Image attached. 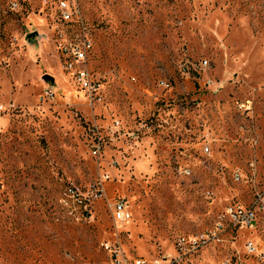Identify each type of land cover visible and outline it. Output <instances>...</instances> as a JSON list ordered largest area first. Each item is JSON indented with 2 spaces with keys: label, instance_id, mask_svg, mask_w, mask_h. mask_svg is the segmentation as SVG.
<instances>
[{
  "label": "rangeland",
  "instance_id": "obj_1",
  "mask_svg": "<svg viewBox=\"0 0 264 264\" xmlns=\"http://www.w3.org/2000/svg\"><path fill=\"white\" fill-rule=\"evenodd\" d=\"M139 258L264 264V0H0V264Z\"/></svg>",
  "mask_w": 264,
  "mask_h": 264
},
{
  "label": "built area",
  "instance_id": "obj_2",
  "mask_svg": "<svg viewBox=\"0 0 264 264\" xmlns=\"http://www.w3.org/2000/svg\"><path fill=\"white\" fill-rule=\"evenodd\" d=\"M61 7L66 9V4L62 3ZM68 17L69 15L66 14ZM91 47L89 40L76 42L74 45L70 46V48L66 46H61V51L66 54L70 55L73 54L80 63H85L87 55V50ZM186 64L180 63L179 68L185 69ZM75 77L77 83L87 92H94L97 90L98 86L96 82L91 78V73L87 68L83 66H79L75 70ZM164 84V82H161ZM100 146L96 145L93 147V153L97 154L100 152ZM204 153H208L210 151V147L205 145L203 147ZM67 195L74 196V190L69 188L66 192ZM111 211L113 212L114 219L122 222L128 220L131 217V213L127 208L126 202L122 199L116 201L111 206ZM227 214L230 217V220L238 225L245 226L246 228H254L257 225V210L255 207L248 205V207L243 205H232L227 209ZM124 264H167L165 262H161L159 259L150 260L145 258H139L134 262H127Z\"/></svg>",
  "mask_w": 264,
  "mask_h": 264
}]
</instances>
